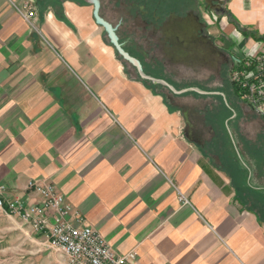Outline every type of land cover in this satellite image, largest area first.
Wrapping results in <instances>:
<instances>
[{
  "label": "crops",
  "instance_id": "crops-1",
  "mask_svg": "<svg viewBox=\"0 0 264 264\" xmlns=\"http://www.w3.org/2000/svg\"><path fill=\"white\" fill-rule=\"evenodd\" d=\"M26 1L0 0L5 200L38 204L27 183L50 184L136 264H264V121L232 84L175 79L158 41L159 51L141 41L144 56L120 40L144 79L92 5L44 0L39 9L29 0L38 13L31 26L17 11ZM217 1L237 24L219 15L223 47L231 42L235 59L264 55V0ZM99 2L121 39L127 3Z\"/></svg>",
  "mask_w": 264,
  "mask_h": 264
},
{
  "label": "built area",
  "instance_id": "built-area-1",
  "mask_svg": "<svg viewBox=\"0 0 264 264\" xmlns=\"http://www.w3.org/2000/svg\"><path fill=\"white\" fill-rule=\"evenodd\" d=\"M17 11L31 26L37 19L36 7L29 0ZM229 79L241 101L264 121V55L249 54L234 59ZM27 189L41 198L38 204L5 200V188L0 186V210L44 238L49 248L62 254L63 264H136L134 252L115 254L98 231L85 225L81 214L67 204L54 186L30 180ZM177 199L182 206H190L179 191Z\"/></svg>",
  "mask_w": 264,
  "mask_h": 264
},
{
  "label": "flooded vegetation",
  "instance_id": "flooded-vegetation-1",
  "mask_svg": "<svg viewBox=\"0 0 264 264\" xmlns=\"http://www.w3.org/2000/svg\"><path fill=\"white\" fill-rule=\"evenodd\" d=\"M123 1L128 6L119 25L122 34L119 42L121 40L126 44H133L136 52L144 56L150 53L141 47V41L157 44V51L160 43V52L169 60V73L175 79L182 80V76L186 74L195 81L206 74L209 80L216 81L223 79L225 73L230 75L235 59L233 46L229 42L224 48L220 33L216 36L209 33L210 24L206 20L208 18L215 21L211 26L218 24V19L215 18L217 0ZM219 6L223 8L222 3ZM223 11L226 15L227 11L224 8ZM117 32L116 30V34Z\"/></svg>",
  "mask_w": 264,
  "mask_h": 264
},
{
  "label": "rangeland",
  "instance_id": "rangeland-1",
  "mask_svg": "<svg viewBox=\"0 0 264 264\" xmlns=\"http://www.w3.org/2000/svg\"><path fill=\"white\" fill-rule=\"evenodd\" d=\"M215 18L219 16L215 14ZM206 20L209 22L208 18ZM208 28L215 36L221 33L219 24ZM223 81L224 89L231 87L228 73L223 76ZM0 264L63 263L62 254L49 248L44 238L37 236L18 218L8 217L0 210Z\"/></svg>",
  "mask_w": 264,
  "mask_h": 264
},
{
  "label": "water",
  "instance_id": "water-1",
  "mask_svg": "<svg viewBox=\"0 0 264 264\" xmlns=\"http://www.w3.org/2000/svg\"><path fill=\"white\" fill-rule=\"evenodd\" d=\"M51 1H63V0H51ZM86 4H90L93 6V17L95 20V23L103 28L105 31L109 41L111 44L114 46V48L117 50L118 54L125 60L127 61L132 67H134L139 75L143 77L144 79H147L145 75L143 74L142 66L141 64L133 57H131L129 54L125 52L123 49L122 44L119 42V38L117 37L116 34V29L111 26L108 22H106L99 14V8H100V2L99 0H81ZM215 1V0H213ZM207 2V1H206ZM216 2V7L218 9L215 10V14L217 15H224L223 8H221L219 5L221 4L220 2ZM151 82H155L154 80L151 79ZM161 84H164L167 88L170 89V86L167 85L165 82H162Z\"/></svg>",
  "mask_w": 264,
  "mask_h": 264
},
{
  "label": "trees",
  "instance_id": "trees-1",
  "mask_svg": "<svg viewBox=\"0 0 264 264\" xmlns=\"http://www.w3.org/2000/svg\"><path fill=\"white\" fill-rule=\"evenodd\" d=\"M43 1H44V0H38V1H37V6L39 7V9H40V6L42 5V2H43ZM50 1H51V0H50ZM226 15L229 17V19H230L231 21H233V23H235L233 17L231 16V14H230L229 12H226ZM235 25L237 26L236 23H235Z\"/></svg>",
  "mask_w": 264,
  "mask_h": 264
}]
</instances>
